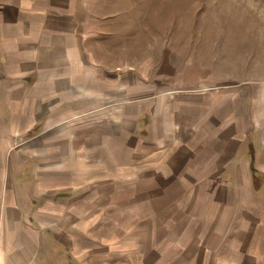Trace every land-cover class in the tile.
<instances>
[{"label": "crops", "instance_id": "0c3cea01", "mask_svg": "<svg viewBox=\"0 0 264 264\" xmlns=\"http://www.w3.org/2000/svg\"><path fill=\"white\" fill-rule=\"evenodd\" d=\"M81 4L0 0V264H264V170L250 143L197 116L195 101L170 103L152 73L143 83L136 68L92 59ZM106 73L112 95L108 107L94 95L91 133L49 122L67 146L48 151L41 175L38 152L16 146L41 119L20 115L27 91L38 112H57Z\"/></svg>", "mask_w": 264, "mask_h": 264}, {"label": "rangeland", "instance_id": "374dc122", "mask_svg": "<svg viewBox=\"0 0 264 264\" xmlns=\"http://www.w3.org/2000/svg\"><path fill=\"white\" fill-rule=\"evenodd\" d=\"M252 1L81 0L82 8L88 10L85 19L92 46L87 50L92 59L102 62L104 58L108 68L115 61L117 68H136L139 74L144 73L143 83L153 82L151 79L156 76L162 83H158L159 94L169 97L170 103L195 101L194 113L208 114V119L219 128L228 124L250 143L257 157L256 166L264 170V0ZM108 75L99 78L102 83L98 87L91 84L89 97L81 98L80 88L74 86L72 96L63 95L69 100L57 112L51 108L38 112L36 98L27 91V101L33 103V108L20 115L24 114L27 125L41 119L35 129L26 127L25 133H33L24 140L19 136L16 146L38 152L36 163L40 168L45 163L47 168L42 167L41 175L51 177L48 151L67 146L59 138L64 129L58 123L50 127L49 122L67 121L69 136L72 132L79 136L80 125L89 122L91 133L92 124L99 122L93 119L99 108L94 95L103 94L102 104L109 106L112 94L106 89ZM127 80L128 77L121 78L120 84H116L118 95L113 98L123 100ZM2 83L0 105L7 99V88ZM64 86L63 82L62 90ZM36 135L40 138L34 139ZM51 136L60 140L45 144ZM105 202L109 205L108 200ZM108 230L114 231V227Z\"/></svg>", "mask_w": 264, "mask_h": 264}, {"label": "bare ground", "instance_id": "6f19581e", "mask_svg": "<svg viewBox=\"0 0 264 264\" xmlns=\"http://www.w3.org/2000/svg\"><path fill=\"white\" fill-rule=\"evenodd\" d=\"M250 1V0H249ZM260 1V0H259ZM236 2V1H235ZM251 2H253L252 0H251ZM229 3V2H228ZM233 3V2H232ZM253 4V3H252ZM258 6V5H257ZM227 7V6H226ZM259 7V6H258ZM243 8V7H242ZM227 9V8H226ZM263 22V21H262ZM264 23V22H263ZM264 71V70H263Z\"/></svg>", "mask_w": 264, "mask_h": 264}]
</instances>
